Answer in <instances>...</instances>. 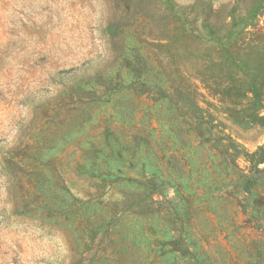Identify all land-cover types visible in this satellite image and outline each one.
Listing matches in <instances>:
<instances>
[{
  "label": "rangeland",
  "instance_id": "rangeland-1",
  "mask_svg": "<svg viewBox=\"0 0 264 264\" xmlns=\"http://www.w3.org/2000/svg\"><path fill=\"white\" fill-rule=\"evenodd\" d=\"M261 146L264 0H0V264H264Z\"/></svg>",
  "mask_w": 264,
  "mask_h": 264
},
{
  "label": "trees",
  "instance_id": "trees-1",
  "mask_svg": "<svg viewBox=\"0 0 264 264\" xmlns=\"http://www.w3.org/2000/svg\"><path fill=\"white\" fill-rule=\"evenodd\" d=\"M250 158L251 170H254L255 173L264 172V146L259 147L250 155ZM260 165H263V168H259ZM253 184L254 178L252 176L243 175V181L241 183L243 191L249 193Z\"/></svg>",
  "mask_w": 264,
  "mask_h": 264
}]
</instances>
